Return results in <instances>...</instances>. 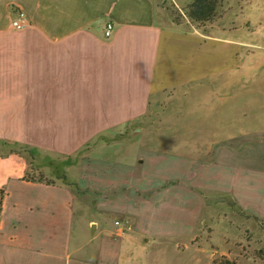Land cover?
<instances>
[{"label":"crops","instance_id":"crops-1","mask_svg":"<svg viewBox=\"0 0 264 264\" xmlns=\"http://www.w3.org/2000/svg\"><path fill=\"white\" fill-rule=\"evenodd\" d=\"M214 28L175 22L157 0H0V164L13 167L0 185V264H134L136 245L193 235L225 199L264 222V31L252 42ZM162 113L183 116L174 129L189 139H149L145 120ZM164 144L218 152L152 148ZM18 146L76 157L75 176L25 177Z\"/></svg>","mask_w":264,"mask_h":264},{"label":"rangeland","instance_id":"rangeland-1","mask_svg":"<svg viewBox=\"0 0 264 264\" xmlns=\"http://www.w3.org/2000/svg\"><path fill=\"white\" fill-rule=\"evenodd\" d=\"M193 0H157L158 6L175 22H186L187 25L198 26L208 31L212 25L214 30H227L234 37L244 38L245 41H254V32L264 31V0H216L217 10L214 19L201 23L192 22L186 15L187 9ZM260 23H257L259 22ZM240 27V29H237ZM253 33V34H252ZM181 100L167 106L168 99L163 104L167 108L177 105ZM172 102V101H171ZM163 112V111H162ZM177 117V118H176ZM183 117V116H180ZM180 117L162 113L154 119H147L143 133L155 142L172 143L174 139L187 140L193 133L175 130L174 121ZM175 119V120H174ZM178 119V120H177ZM153 121V122H152ZM152 122V123H151ZM159 127V128H157ZM206 136H209L206 138ZM196 138L204 142L210 140V134L196 133ZM152 148L173 150L187 154L195 151L204 155L218 152L215 147L210 150L202 148L191 149L183 146L155 145ZM3 148H0L2 153ZM76 158V157H75ZM56 155H29L27 176L50 182L72 181L74 174V159ZM67 160V161H66ZM15 166L18 162L14 163ZM12 166V165H11ZM14 166V165H13ZM18 167V166H16ZM14 167V169L16 168ZM12 169V170H10ZM13 167L0 164V185L2 177L6 176ZM0 192V200H1ZM221 204H209L196 231L188 237H176L168 241H160L159 246L136 245L133 254L134 264H146L145 260L157 253L158 262L162 264H264V222L252 217L240 215L228 199ZM223 204V205H222ZM122 221L123 219H116ZM115 220V221H116ZM115 223V222H114ZM80 218H76L74 240L79 238L81 231ZM91 227L89 238H93ZM128 232V231H127ZM130 235H127L128 239ZM128 247H124V256L128 259ZM129 255V254H128Z\"/></svg>","mask_w":264,"mask_h":264},{"label":"trees","instance_id":"trees-1","mask_svg":"<svg viewBox=\"0 0 264 264\" xmlns=\"http://www.w3.org/2000/svg\"><path fill=\"white\" fill-rule=\"evenodd\" d=\"M217 10L216 0H193L190 7L187 9V17L195 23H201L203 21H211L214 19ZM14 150V149H13ZM12 150V151H13ZM28 152L33 156L32 151L25 150L22 146L15 147V152L23 153ZM25 177H28L25 175ZM1 204V200H0Z\"/></svg>","mask_w":264,"mask_h":264},{"label":"built area","instance_id":"built-area-1","mask_svg":"<svg viewBox=\"0 0 264 264\" xmlns=\"http://www.w3.org/2000/svg\"><path fill=\"white\" fill-rule=\"evenodd\" d=\"M29 24V20L26 16V13L24 11H20L17 16L12 21V26L17 29H23ZM114 24L111 22L107 23V26H105V34L106 36H112L113 33V27ZM129 229V225L124 221L116 220L115 221V229H114V235L117 237H122L127 235V231Z\"/></svg>","mask_w":264,"mask_h":264},{"label":"water","instance_id":"water-1","mask_svg":"<svg viewBox=\"0 0 264 264\" xmlns=\"http://www.w3.org/2000/svg\"><path fill=\"white\" fill-rule=\"evenodd\" d=\"M95 227V226H94Z\"/></svg>","mask_w":264,"mask_h":264}]
</instances>
